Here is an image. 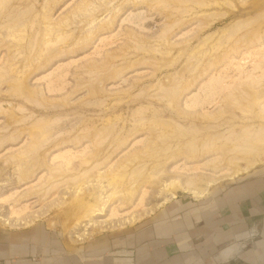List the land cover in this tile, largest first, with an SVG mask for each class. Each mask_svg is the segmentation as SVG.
<instances>
[{
	"label": "rangeland",
	"instance_id": "rangeland-1",
	"mask_svg": "<svg viewBox=\"0 0 264 264\" xmlns=\"http://www.w3.org/2000/svg\"><path fill=\"white\" fill-rule=\"evenodd\" d=\"M236 176L264 180V0H0L11 244L106 261Z\"/></svg>",
	"mask_w": 264,
	"mask_h": 264
},
{
	"label": "crops",
	"instance_id": "crops-1",
	"mask_svg": "<svg viewBox=\"0 0 264 264\" xmlns=\"http://www.w3.org/2000/svg\"><path fill=\"white\" fill-rule=\"evenodd\" d=\"M174 207L163 214L161 230L137 233L124 252L115 244L119 252L95 264H264V180L230 187L208 203L177 199ZM23 235L13 239L23 243L14 245L11 233L0 228V264H81L54 260L44 247L31 253ZM7 244L11 255L3 249Z\"/></svg>",
	"mask_w": 264,
	"mask_h": 264
},
{
	"label": "water",
	"instance_id": "water-1",
	"mask_svg": "<svg viewBox=\"0 0 264 264\" xmlns=\"http://www.w3.org/2000/svg\"><path fill=\"white\" fill-rule=\"evenodd\" d=\"M250 178H241V179H239V181H237L235 184L236 185H239V184H242V183H244V182H246V181H248ZM238 183V184H237ZM217 196V195H216ZM214 197V196H213Z\"/></svg>",
	"mask_w": 264,
	"mask_h": 264
},
{
	"label": "bare ground",
	"instance_id": "bare-ground-1",
	"mask_svg": "<svg viewBox=\"0 0 264 264\" xmlns=\"http://www.w3.org/2000/svg\"><path fill=\"white\" fill-rule=\"evenodd\" d=\"M248 175V174H247ZM237 178V176L235 177ZM241 178V177H240ZM240 178H237V179H240ZM233 180V179H232ZM175 188V187H174ZM177 189V188H176ZM173 197L175 198V194H173ZM203 196H200V198H202Z\"/></svg>",
	"mask_w": 264,
	"mask_h": 264
}]
</instances>
